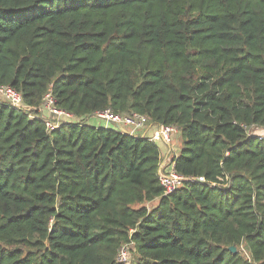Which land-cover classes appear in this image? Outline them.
<instances>
[{
	"label": "trees",
	"instance_id": "16d2710c",
	"mask_svg": "<svg viewBox=\"0 0 264 264\" xmlns=\"http://www.w3.org/2000/svg\"><path fill=\"white\" fill-rule=\"evenodd\" d=\"M0 85V264H264V0H0ZM107 108L177 125L206 182L165 194L158 142L87 124Z\"/></svg>",
	"mask_w": 264,
	"mask_h": 264
},
{
	"label": "built area",
	"instance_id": "2783aa9c",
	"mask_svg": "<svg viewBox=\"0 0 264 264\" xmlns=\"http://www.w3.org/2000/svg\"><path fill=\"white\" fill-rule=\"evenodd\" d=\"M0 96L4 98L9 104L16 108H24L22 105V94L15 88L9 85H0ZM35 115L32 113L31 117ZM39 116L44 119L49 129L59 127L64 122L73 121V114L60 109L56 106V101L51 92L47 93L44 97V104L40 108ZM93 116L105 119L112 122L116 129L126 132L130 135H137L142 133L153 142H162L167 146H171L174 141V135L179 133L177 125H152L155 129L152 135H146L151 121L148 115L132 112V113H117L112 108L98 110ZM168 162V163H167ZM162 160L159 169L160 183L164 189L165 194H170L177 191L186 181L190 182H206L204 176L199 177H186L180 174L176 168L173 160ZM118 261L129 263L131 259L130 248L127 245L121 246L117 256Z\"/></svg>",
	"mask_w": 264,
	"mask_h": 264
},
{
	"label": "rangeland",
	"instance_id": "374dc122",
	"mask_svg": "<svg viewBox=\"0 0 264 264\" xmlns=\"http://www.w3.org/2000/svg\"><path fill=\"white\" fill-rule=\"evenodd\" d=\"M55 5H57V4L55 3ZM33 12H34V10L31 11L30 14H32ZM86 122H87V124L94 125L96 127H106V128L116 129V126L112 122H108L105 119H101L97 116L88 117ZM150 124L151 125H149V130L150 131L152 130V133H154L153 130L155 128L152 127V125H154V124H152V123H150ZM146 135H149V134H146ZM135 136H142V133H137V135H135ZM173 138H174V141H173L171 146H167L165 143H164L165 145H163L161 142L157 141L159 146L163 150L162 155H161V157H162L161 161L165 159V161L167 162V161L173 160L174 157L177 156L175 153L177 150L179 151V149H181L182 144H183V136H182V132H181L180 128H179V133L174 135ZM157 203H158V199L148 203V206L153 207ZM135 259H136V255L134 253L131 256V259H129V262H130L129 264L134 263Z\"/></svg>",
	"mask_w": 264,
	"mask_h": 264
},
{
	"label": "crops",
	"instance_id": "0c3cea01",
	"mask_svg": "<svg viewBox=\"0 0 264 264\" xmlns=\"http://www.w3.org/2000/svg\"><path fill=\"white\" fill-rule=\"evenodd\" d=\"M147 133H148L149 135H152V130L150 131L149 129H147ZM180 150H181V149H179V151L177 150L175 154L178 155L179 152H180Z\"/></svg>",
	"mask_w": 264,
	"mask_h": 264
},
{
	"label": "water",
	"instance_id": "95a60500",
	"mask_svg": "<svg viewBox=\"0 0 264 264\" xmlns=\"http://www.w3.org/2000/svg\"><path fill=\"white\" fill-rule=\"evenodd\" d=\"M121 130H123V128H121ZM230 250L233 252H237V248L234 245L230 247Z\"/></svg>",
	"mask_w": 264,
	"mask_h": 264
}]
</instances>
